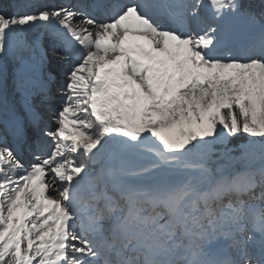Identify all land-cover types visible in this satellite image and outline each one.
<instances>
[{
  "label": "snow or ice",
  "instance_id": "1",
  "mask_svg": "<svg viewBox=\"0 0 264 264\" xmlns=\"http://www.w3.org/2000/svg\"><path fill=\"white\" fill-rule=\"evenodd\" d=\"M0 102V264H264V0L14 2Z\"/></svg>",
  "mask_w": 264,
  "mask_h": 264
},
{
  "label": "rangeland",
  "instance_id": "2",
  "mask_svg": "<svg viewBox=\"0 0 264 264\" xmlns=\"http://www.w3.org/2000/svg\"><path fill=\"white\" fill-rule=\"evenodd\" d=\"M18 3H21L23 0H16ZM51 1V0H50ZM15 1H11V3H14ZM12 5V4H11ZM11 5H10V10H8V11H11ZM3 6V4H0V8H3L2 7ZM16 93V92H15ZM16 94H18V93H16ZM18 99H20V95L18 94Z\"/></svg>",
  "mask_w": 264,
  "mask_h": 264
},
{
  "label": "bare ground",
  "instance_id": "3",
  "mask_svg": "<svg viewBox=\"0 0 264 264\" xmlns=\"http://www.w3.org/2000/svg\"><path fill=\"white\" fill-rule=\"evenodd\" d=\"M11 1H12V0H11ZM13 1H14V0H13ZM27 2H28V0H23L22 4H23V3H27ZM46 2H48V3H52V2H54V0H51V1H50V0H46Z\"/></svg>",
  "mask_w": 264,
  "mask_h": 264
}]
</instances>
